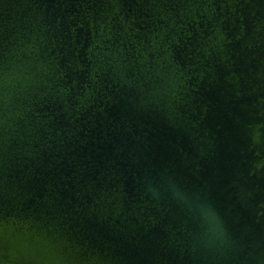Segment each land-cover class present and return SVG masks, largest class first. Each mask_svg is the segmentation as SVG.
Segmentation results:
<instances>
[{
    "label": "water",
    "instance_id": "obj_1",
    "mask_svg": "<svg viewBox=\"0 0 264 264\" xmlns=\"http://www.w3.org/2000/svg\"><path fill=\"white\" fill-rule=\"evenodd\" d=\"M0 264H264V0H0Z\"/></svg>",
    "mask_w": 264,
    "mask_h": 264
}]
</instances>
